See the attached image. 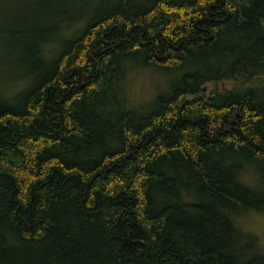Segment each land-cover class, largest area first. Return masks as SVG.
<instances>
[{
    "label": "trees",
    "instance_id": "1",
    "mask_svg": "<svg viewBox=\"0 0 264 264\" xmlns=\"http://www.w3.org/2000/svg\"><path fill=\"white\" fill-rule=\"evenodd\" d=\"M254 213L264 0H0V264H264Z\"/></svg>",
    "mask_w": 264,
    "mask_h": 264
},
{
    "label": "rangeland",
    "instance_id": "2",
    "mask_svg": "<svg viewBox=\"0 0 264 264\" xmlns=\"http://www.w3.org/2000/svg\"><path fill=\"white\" fill-rule=\"evenodd\" d=\"M149 74L148 72H136L134 75H130L128 79L131 97L139 103L146 102L145 99L147 100L152 96L150 91H153V87H149L151 84ZM240 225L243 230L256 236L258 241L264 245V213L248 214L241 219Z\"/></svg>",
    "mask_w": 264,
    "mask_h": 264
}]
</instances>
